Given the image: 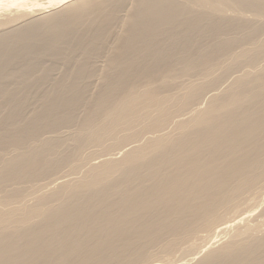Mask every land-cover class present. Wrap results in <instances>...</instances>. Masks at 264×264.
<instances>
[{"label": "bare ground", "instance_id": "6f19581e", "mask_svg": "<svg viewBox=\"0 0 264 264\" xmlns=\"http://www.w3.org/2000/svg\"><path fill=\"white\" fill-rule=\"evenodd\" d=\"M0 264H264V0H0Z\"/></svg>", "mask_w": 264, "mask_h": 264}, {"label": "rangeland", "instance_id": "374dc122", "mask_svg": "<svg viewBox=\"0 0 264 264\" xmlns=\"http://www.w3.org/2000/svg\"><path fill=\"white\" fill-rule=\"evenodd\" d=\"M176 255H178V253H177ZM165 259H166V258H160V260H162V261H165ZM166 260H167V259H166Z\"/></svg>", "mask_w": 264, "mask_h": 264}]
</instances>
